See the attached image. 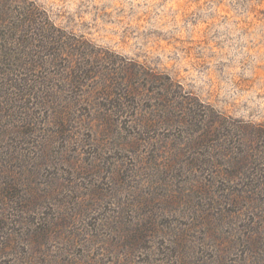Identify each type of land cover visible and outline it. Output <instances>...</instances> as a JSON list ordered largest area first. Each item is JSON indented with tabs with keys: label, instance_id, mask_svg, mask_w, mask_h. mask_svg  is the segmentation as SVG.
<instances>
[{
	"label": "rangeland",
	"instance_id": "rangeland-1",
	"mask_svg": "<svg viewBox=\"0 0 264 264\" xmlns=\"http://www.w3.org/2000/svg\"><path fill=\"white\" fill-rule=\"evenodd\" d=\"M0 264H264V0H0Z\"/></svg>",
	"mask_w": 264,
	"mask_h": 264
}]
</instances>
